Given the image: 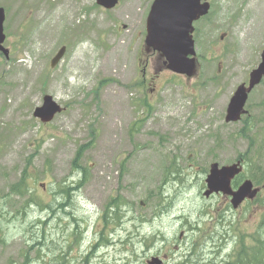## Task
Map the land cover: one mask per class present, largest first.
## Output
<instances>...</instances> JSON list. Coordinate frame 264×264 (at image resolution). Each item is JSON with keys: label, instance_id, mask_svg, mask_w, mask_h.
I'll return each instance as SVG.
<instances>
[{"label": "rangeland", "instance_id": "obj_1", "mask_svg": "<svg viewBox=\"0 0 264 264\" xmlns=\"http://www.w3.org/2000/svg\"><path fill=\"white\" fill-rule=\"evenodd\" d=\"M24 1L0 0L3 45L9 49L8 58L0 53V264H22L23 255L28 264H94L99 256L112 255L118 264H131V243L147 239L150 246L159 236L163 242L152 248L140 243L145 257L139 264H151L152 258L176 264L185 258L177 251H190L208 230L217 234L232 222L234 250L223 251L219 259L211 251L206 261L224 264L260 248L264 195L258 204L247 202L237 210L221 194L208 201L190 199L201 197L211 163L229 165L239 154L246 156L240 182L264 185V132L260 137L249 126L251 147L239 138L244 121L224 122L228 99L264 48V0H225V14L210 29L206 19L195 22L198 74L174 80L163 72L152 87L145 79L154 62L145 66L144 58L139 60L143 44L136 34L142 27L137 16L129 15L138 0H120L109 13L86 10L91 0H58L54 8L43 0ZM86 27L90 30L82 39L76 31ZM225 32L228 40L220 41ZM61 45L66 53L50 69L49 60ZM43 94L65 107L48 124L32 116ZM143 101L150 109L138 106ZM251 103L248 98L246 108ZM80 145H87L79 162L87 178L63 199L58 190L81 178L72 165ZM24 170L29 176L25 198L8 194ZM28 196L52 206H27ZM113 198L118 208L107 212ZM118 210L120 217L132 216L113 224ZM90 223L97 232L92 228L75 242L79 229ZM117 224L124 230L114 226L111 234Z\"/></svg>", "mask_w": 264, "mask_h": 264}, {"label": "water", "instance_id": "obj_2", "mask_svg": "<svg viewBox=\"0 0 264 264\" xmlns=\"http://www.w3.org/2000/svg\"><path fill=\"white\" fill-rule=\"evenodd\" d=\"M119 0H102L101 4L110 8ZM202 1H204L202 3ZM208 11L206 0H155L147 20L146 44L155 51H160L165 56L166 69L191 77L195 74L194 46L192 40V23L204 16ZM4 20L3 10L0 9V50L7 55L2 47L4 35L2 23ZM61 50L56 57L63 54ZM191 56V58H189ZM57 59V58H56ZM55 61V60H54ZM52 64H54L52 62ZM264 75V52L259 67L251 71L248 86L240 85L230 99L227 107L226 121H237L243 114V106L247 93L256 85ZM60 107L50 96L43 98L42 106L34 110V117L43 123L50 122L55 114L60 113ZM241 168L237 164L218 167L211 164L209 174L206 177L207 190L204 196L212 193H222L229 196L231 205L236 208L244 199H252L256 189H252L250 181H244L235 191L231 190V180L240 173ZM154 264V263H151Z\"/></svg>", "mask_w": 264, "mask_h": 264}, {"label": "flooded vegetation", "instance_id": "obj_3", "mask_svg": "<svg viewBox=\"0 0 264 264\" xmlns=\"http://www.w3.org/2000/svg\"><path fill=\"white\" fill-rule=\"evenodd\" d=\"M153 0H138L134 7H130V14L129 15H135L139 18V25H141L142 29L136 34L139 35V39L141 41V43L143 44L144 47V39H145V35H146V31H145V25H146V18L150 9V6L152 4ZM209 4H210V9H209V13L205 16L199 19V21L201 20H205L206 21V27H208L209 29L213 26V23H217L216 19L217 16H220L222 14H225L227 8L226 6H223L224 3L226 2L225 0H221L218 3V0H208ZM26 2L23 3V5ZM2 3L0 2V7ZM87 10L89 11H99V12H103V13H107L109 11H106L104 8L100 7L96 0H92L89 4V7L87 8ZM22 13V11L20 10V8L18 9V14ZM198 21V22H199ZM196 30V29H195ZM194 30V32H195ZM214 36H212L213 38ZM219 40L220 41H226L228 40V34L225 32L223 34L219 35ZM264 50V48H262L260 51L258 50L257 54H258V58L257 61H254V65H253V69L257 68L258 65L260 64L261 61V53ZM148 52H145V48L142 49V51L140 52L141 57L139 58V60H143L144 58V65H148V62L151 60L155 63V65L152 68V70L150 71V75L148 76V80L145 79V83L149 86H153L152 81H154L155 79H157L159 77L160 74H162L165 70L163 69L164 67L160 66V64L164 61V58L162 55L156 53V52H149L148 54H145ZM218 72L220 71V65L222 63V61L218 58ZM143 74L142 77L145 76V74L147 73L145 71V68H143L142 70ZM246 84L247 83V79L245 81H242L240 84ZM234 92V91H233ZM233 94V93H232ZM231 94V96H232ZM230 96V98H231ZM230 98L228 99V102L230 100ZM248 98L252 99V103H251V108L248 109L245 106V113L244 115L241 116L240 120L237 122H242L244 121V126H252V130H253V134L258 132L260 133V137H262V134L264 132V130H262V128L264 127V76L261 78V80L259 81V83L253 87V89L250 91V93L248 94L247 100ZM247 102V101H246ZM228 105V103H227ZM246 105V104H245ZM227 107V106H226ZM225 114H226V108H225ZM225 118V116H224ZM235 122V123H237ZM241 137L246 138L245 136L242 135V132L239 134V138L241 139ZM247 144L253 145L252 141L250 142L249 138H246ZM246 159V156L239 154L237 155V158L235 159V161H239L242 166H244V159ZM254 187H258L259 191L256 195V197L251 201L252 203L258 204L260 201V196L264 195V185H254ZM226 198V197H224ZM226 199H229L228 197ZM230 200V199H229ZM249 202L248 200H244L236 209L237 210L239 207L241 206H245L246 203ZM252 249H259L257 246L255 248ZM261 249H264V244H262ZM239 256V255H238Z\"/></svg>", "mask_w": 264, "mask_h": 264}, {"label": "trees", "instance_id": "obj_4", "mask_svg": "<svg viewBox=\"0 0 264 264\" xmlns=\"http://www.w3.org/2000/svg\"><path fill=\"white\" fill-rule=\"evenodd\" d=\"M145 101L140 102V106L143 108ZM146 106H148L147 103H145ZM243 136H246L245 132H242ZM88 145V144H87ZM87 145L83 146V147H78L76 154L73 158L72 161V165L73 168L76 169L77 171L80 170L81 173V178L78 181L77 185H73V184H69V185H65L63 187H61L58 190V193L62 195L63 199H70L69 197H71L70 194H73L72 192L75 191L76 188L79 187L80 184L83 183V181L87 178V169L80 166L79 162L82 159L84 150L86 149ZM28 165L31 164V160H28L27 162ZM123 169V166H122ZM28 175L26 174V171L24 170L23 173L21 174V176L19 177L18 181L12 185L9 186V190H8V194H12L15 196H19L21 198H25V195L28 192L29 186L27 183V179H28ZM240 182V178H237L235 181V184H238ZM25 203H27V206L30 203H33L34 205H38V206H45L50 208L52 206V203L47 204V206L45 205V203L39 199V198H34V197H26L25 199ZM65 205V203L63 202L62 204H59V208H62ZM113 208H118V204H117V198H113L110 201L107 202L106 204V211L107 212H111ZM54 214V212L52 213ZM128 216H132V215H128ZM114 218H111L110 222L113 224H116L119 221H122L120 216H119V210L114 214ZM102 220L104 223H108L109 221V214H104L102 217ZM87 224L83 225V229H79V236L75 239L74 241L76 242L78 240V238H81L82 234L85 233L86 234V229H87ZM98 229V226H94V232ZM101 231V230H100ZM97 232V231H96ZM98 242L102 241V238L99 237ZM81 245V242H80ZM100 246V243L99 245ZM105 246H107V243H105ZM258 251V250H257ZM181 254L185 257H190L192 258L194 253L192 251H184V253H178ZM264 260V249H260L257 253H252L247 255L246 261H248L249 264H261V262ZM118 259H116L113 255L112 256H108V257H103V256H99L98 260L94 263V264H118ZM242 264H246L245 260L242 261Z\"/></svg>", "mask_w": 264, "mask_h": 264}, {"label": "bare ground", "instance_id": "obj_5", "mask_svg": "<svg viewBox=\"0 0 264 264\" xmlns=\"http://www.w3.org/2000/svg\"><path fill=\"white\" fill-rule=\"evenodd\" d=\"M50 37V36H49Z\"/></svg>", "mask_w": 264, "mask_h": 264}]
</instances>
